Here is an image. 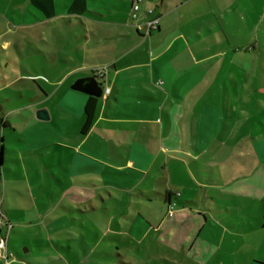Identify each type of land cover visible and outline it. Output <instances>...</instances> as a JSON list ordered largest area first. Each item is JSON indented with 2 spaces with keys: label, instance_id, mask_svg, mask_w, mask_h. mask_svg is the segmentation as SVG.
Wrapping results in <instances>:
<instances>
[{
  "label": "crops",
  "instance_id": "0c3cea01",
  "mask_svg": "<svg viewBox=\"0 0 264 264\" xmlns=\"http://www.w3.org/2000/svg\"><path fill=\"white\" fill-rule=\"evenodd\" d=\"M8 2L22 4L16 28L38 25L50 46L40 52L49 70H23L43 79L40 94L22 89L6 99L10 111L35 106L49 116L30 118L41 133L30 158L44 163L48 154L58 166L44 163L43 178L53 182L42 178L47 194L31 197L41 208L35 236L63 229L71 237L76 212L97 221L101 211L109 230L157 256L150 264H264V0H142L141 10L159 19L145 37L130 16L132 0ZM102 66V95L82 131L87 95L71 86ZM17 113L0 117V210L11 231L25 223L17 212L27 211L6 199V172L14 171L4 165L5 135L24 141L8 120ZM96 196L102 206L88 209ZM125 254L122 264H140ZM52 260L34 264H77Z\"/></svg>",
  "mask_w": 264,
  "mask_h": 264
},
{
  "label": "rangeland",
  "instance_id": "374dc122",
  "mask_svg": "<svg viewBox=\"0 0 264 264\" xmlns=\"http://www.w3.org/2000/svg\"><path fill=\"white\" fill-rule=\"evenodd\" d=\"M25 5L23 4V6ZM20 7H22V4L7 3V0H0V117L18 112L9 117L8 120L13 123L18 132L22 133L24 141L20 142L14 137L9 140L8 136L5 135L4 165L14 171L12 173L6 172L7 177L12 182V190L7 187L6 199L10 204L27 210L17 212V216L23 219L26 224L29 222L28 225H32V228L27 230L25 223L18 224L13 222L15 225L14 229L10 230L8 236L9 252L11 253L8 264H11V262L13 264L49 263L53 262L52 259L57 260L59 258L77 264H122L125 258L121 262L118 254H123L125 251L130 252V254H125L126 256L133 255V259L140 260V264H150L151 257L157 256L154 253L138 252L136 242H132V236L109 230L103 220L101 211L95 212L100 217L97 221L91 218V213L87 216V214L76 212V215L73 216L76 220H73L71 227H69L71 229V237H68L63 229L61 233L44 236L45 241L43 238L35 236V233L37 234V231L40 230L34 224L39 220L38 210H41V208L31 202V197L33 194L36 196L35 192L37 191H41L43 194L48 192L47 189L40 190L38 188V182L43 178L44 163L53 166L54 170H58V166L55 158L48 154L44 156V163L41 159L30 158L29 156L28 151L40 147L41 133L37 130V126L34 125V120H38L35 117L34 120L30 119L36 110L35 106L30 109L19 108L11 111L7 107L12 105L13 102L7 103V100H12V97L16 99L17 95L13 93L15 91L25 89L28 91H25V94H40V88H42L44 82L43 79L38 76L33 78L23 76L25 74L23 72L24 69H27L31 75L44 73V71L49 70L44 65L40 55L41 51H48L46 49L50 47L43 41L47 38V35L42 31V28H39L38 25L34 26V24L30 25L29 27L31 28L28 29L19 30L16 28L17 23H21L20 14L22 12ZM48 31L51 32V28H48ZM25 34L26 36H24ZM50 63H48V66L51 65ZM70 91L79 93L74 90ZM50 104V102H46V105L49 106ZM1 144L0 141V147ZM43 151L45 149H40V152ZM18 158L20 159L17 160ZM36 166H39L38 171L40 170L41 177L37 174ZM26 172L29 180L22 178V175L26 177ZM43 179L46 186L53 182L47 177ZM55 185L58 186L56 183ZM31 187H34V193H31ZM3 196L4 194L1 195L2 198ZM92 202V206L87 205L88 209L93 206H102L98 196ZM68 205L69 199L66 198L62 205L58 207L59 213L67 214L68 211L63 207H68ZM151 208H153L154 213L158 210L157 206H152ZM34 209L35 212L33 211ZM81 209L84 211V208ZM128 211L131 212V209L128 208ZM117 215L121 224L125 226L129 224L128 219H125L120 214ZM49 238L56 242L55 246L51 243V248L50 243L47 241ZM58 245L61 247L59 248ZM68 245H71V249L68 248ZM158 263L165 264L162 259L158 260ZM0 264H4L3 261Z\"/></svg>",
  "mask_w": 264,
  "mask_h": 264
},
{
  "label": "built area",
  "instance_id": "2783aa9c",
  "mask_svg": "<svg viewBox=\"0 0 264 264\" xmlns=\"http://www.w3.org/2000/svg\"><path fill=\"white\" fill-rule=\"evenodd\" d=\"M142 0H132L131 2V18L135 20V27L137 31H140L141 34L145 37L148 36L152 31L158 29L159 19L156 16H152V10L143 11L140 8ZM106 71V66H102L100 69H97L94 72V77L100 79L103 77ZM109 88H105V93H108ZM175 202L169 201L168 206V217H172L174 214ZM12 228V224L9 219L2 214L0 211V262L3 261L4 264L10 262L9 258L11 253L9 252L8 245V236Z\"/></svg>",
  "mask_w": 264,
  "mask_h": 264
},
{
  "label": "trees",
  "instance_id": "16d2710c",
  "mask_svg": "<svg viewBox=\"0 0 264 264\" xmlns=\"http://www.w3.org/2000/svg\"><path fill=\"white\" fill-rule=\"evenodd\" d=\"M71 88L74 91L87 95L86 103L84 105L85 120L82 126V131H85L90 127L92 123L96 108L97 98L102 95V91H103L102 83L94 76H91L76 80L72 84ZM2 127L8 128L9 126L3 123ZM1 148H3V146H1ZM0 211L4 216H6V214L2 210Z\"/></svg>",
  "mask_w": 264,
  "mask_h": 264
},
{
  "label": "water",
  "instance_id": "95a60500",
  "mask_svg": "<svg viewBox=\"0 0 264 264\" xmlns=\"http://www.w3.org/2000/svg\"><path fill=\"white\" fill-rule=\"evenodd\" d=\"M35 117L38 120L47 121L49 119L48 112L46 109L41 108L35 111Z\"/></svg>",
  "mask_w": 264,
  "mask_h": 264
}]
</instances>
